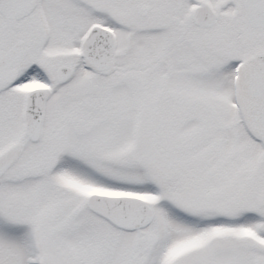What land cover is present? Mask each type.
<instances>
[{
  "label": "snow or ice",
  "instance_id": "snow-or-ice-1",
  "mask_svg": "<svg viewBox=\"0 0 264 264\" xmlns=\"http://www.w3.org/2000/svg\"><path fill=\"white\" fill-rule=\"evenodd\" d=\"M0 264H264V0H0Z\"/></svg>",
  "mask_w": 264,
  "mask_h": 264
}]
</instances>
